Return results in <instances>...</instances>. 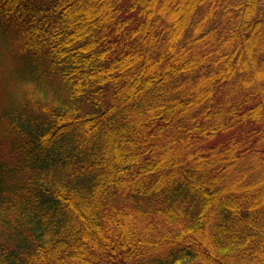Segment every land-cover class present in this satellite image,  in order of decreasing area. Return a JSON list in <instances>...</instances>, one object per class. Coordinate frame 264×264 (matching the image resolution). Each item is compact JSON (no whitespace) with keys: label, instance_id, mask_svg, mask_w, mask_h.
I'll list each match as a JSON object with an SVG mask.
<instances>
[{"label":"trees","instance_id":"trees-1","mask_svg":"<svg viewBox=\"0 0 264 264\" xmlns=\"http://www.w3.org/2000/svg\"><path fill=\"white\" fill-rule=\"evenodd\" d=\"M0 264H264V0H0Z\"/></svg>","mask_w":264,"mask_h":264},{"label":"rangeland","instance_id":"rangeland-1","mask_svg":"<svg viewBox=\"0 0 264 264\" xmlns=\"http://www.w3.org/2000/svg\"><path fill=\"white\" fill-rule=\"evenodd\" d=\"M31 93H34V94H38L39 95V99L40 101H44L46 103H49L50 101H52V98H53V94L52 93H49L48 95H45L43 92H40V90H32L30 89L29 90Z\"/></svg>","mask_w":264,"mask_h":264}]
</instances>
